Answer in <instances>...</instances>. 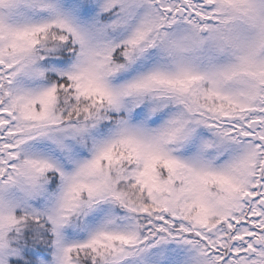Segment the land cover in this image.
<instances>
[{"label":"rangeland","instance_id":"obj_1","mask_svg":"<svg viewBox=\"0 0 264 264\" xmlns=\"http://www.w3.org/2000/svg\"><path fill=\"white\" fill-rule=\"evenodd\" d=\"M0 264H264V0H0Z\"/></svg>","mask_w":264,"mask_h":264},{"label":"flooded vegetation","instance_id":"obj_2","mask_svg":"<svg viewBox=\"0 0 264 264\" xmlns=\"http://www.w3.org/2000/svg\"><path fill=\"white\" fill-rule=\"evenodd\" d=\"M196 113L199 114L200 112H199V111H196ZM209 114H212V113L209 112ZM223 117H224V119L228 118V116H226V115H224ZM256 118H257V117H256ZM255 120H256L259 124L262 123V119L259 118V117H258L257 119H255ZM220 253H222V252H220Z\"/></svg>","mask_w":264,"mask_h":264},{"label":"water","instance_id":"obj_3","mask_svg":"<svg viewBox=\"0 0 264 264\" xmlns=\"http://www.w3.org/2000/svg\"><path fill=\"white\" fill-rule=\"evenodd\" d=\"M255 125H256V122H253V123H252V127H255Z\"/></svg>","mask_w":264,"mask_h":264},{"label":"trees","instance_id":"obj_4","mask_svg":"<svg viewBox=\"0 0 264 264\" xmlns=\"http://www.w3.org/2000/svg\"><path fill=\"white\" fill-rule=\"evenodd\" d=\"M48 237H50L49 235H48ZM219 252V251H218ZM222 254V253H221Z\"/></svg>","mask_w":264,"mask_h":264}]
</instances>
